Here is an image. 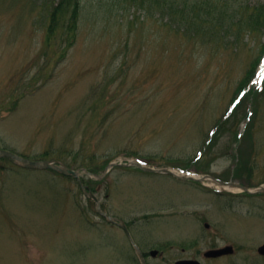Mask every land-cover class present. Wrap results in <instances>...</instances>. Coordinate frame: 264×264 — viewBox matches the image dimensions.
<instances>
[{"label": "rangeland", "instance_id": "1", "mask_svg": "<svg viewBox=\"0 0 264 264\" xmlns=\"http://www.w3.org/2000/svg\"><path fill=\"white\" fill-rule=\"evenodd\" d=\"M82 3L77 40L59 62L43 55V33L23 0L0 5V149L97 174L137 159L264 187V34L241 35L232 51L172 31L149 15L151 0ZM233 110L237 119L218 129ZM76 182L0 160V264H140L132 244L147 264H264L256 252L264 191L216 193L212 184L133 167L84 177L128 237L95 213ZM227 245L233 254L203 257Z\"/></svg>", "mask_w": 264, "mask_h": 264}, {"label": "trees", "instance_id": "2", "mask_svg": "<svg viewBox=\"0 0 264 264\" xmlns=\"http://www.w3.org/2000/svg\"><path fill=\"white\" fill-rule=\"evenodd\" d=\"M20 1L0 0V5H13ZM219 4L217 0L216 3L206 0H151L148 10L149 15L159 14V20H166L172 31L207 39L208 42L217 43V47L232 51L238 49L241 35L264 34V5ZM23 8L27 20L33 21L34 26L43 33V55L47 58L52 52L57 62L64 60L78 37L82 0H23ZM163 21L161 24H164ZM95 89H92L91 95ZM234 114L235 110L220 119L218 129L227 120L237 119ZM235 138V141H239L237 136ZM40 158L46 159L47 155L43 153ZM0 160L10 161L5 158Z\"/></svg>", "mask_w": 264, "mask_h": 264}, {"label": "water", "instance_id": "3", "mask_svg": "<svg viewBox=\"0 0 264 264\" xmlns=\"http://www.w3.org/2000/svg\"><path fill=\"white\" fill-rule=\"evenodd\" d=\"M0 158H8L11 161H13L14 164H16V165H18V166H20L22 168H25V169L55 171L58 174H61L63 176L75 178L79 182V184H80L81 188L83 189L84 193L96 203L97 213H99L102 216H104L107 219V221H109L110 223H114V224L120 226L121 228H123L126 233H127V229H126V227H125V225L123 223H120V222L118 223V222H116L115 219H113L109 215H107L105 213H102V211L100 209V206L97 203V199L94 197V195L92 193L87 192L86 188L82 185L80 178L83 175H86L88 177L94 176L96 178H101L111 168H114V166H135V167L139 168V170H142L144 172H158V173L171 174L175 178L181 179V180H186V178L189 179V180H196V181H199V182H202L204 180H212L214 183H217L220 186L238 187L241 190L247 192L248 194L262 191V189H258V190L252 191V190H249L248 188L243 187L241 185H238L236 183L228 182V184H227V183L218 181L216 179H212L210 177L195 178V177H186L184 175L180 176V175H177V174L173 173L172 171H170V170H168L166 168L165 169L164 168L163 169H157V170H155L153 168H147V167L144 168V166H142L137 161L131 162V163H127V164H120V163H116V162L113 161V162H111V163H109L107 165V167L104 169V171H101L102 172L101 176H98V175L90 174L85 169L73 170L72 171V169H70L67 165H65L64 163L59 162V161H52V162L51 161H46V160L32 161V160L26 159L24 157H21L20 155H17L15 153H12V152L6 151V150H0ZM231 247L230 246H225V247H222V248H219V249H213V250L210 249V250H208V251H206L204 253V257L211 259V258L222 257V256H225V255H230V254L233 253V248H231ZM136 249H137V252H138V255H139V258H140V262L142 264H146L141 252H139L138 248H136ZM257 253L259 255H261V256H264V243L262 244V246L260 245L257 248ZM156 254H157L156 251H152L151 252L152 256H155ZM176 264H200V263L198 261H195V260H180V261H177Z\"/></svg>", "mask_w": 264, "mask_h": 264}]
</instances>
